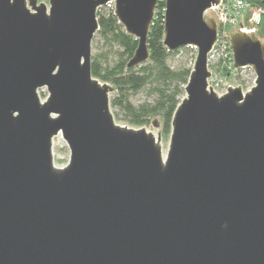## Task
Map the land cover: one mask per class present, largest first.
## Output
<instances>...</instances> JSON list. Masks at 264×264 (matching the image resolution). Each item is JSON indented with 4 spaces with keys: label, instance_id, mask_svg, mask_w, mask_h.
Wrapping results in <instances>:
<instances>
[{
    "label": "water",
    "instance_id": "95a60500",
    "mask_svg": "<svg viewBox=\"0 0 264 264\" xmlns=\"http://www.w3.org/2000/svg\"><path fill=\"white\" fill-rule=\"evenodd\" d=\"M109 1L0 0V264H264V37L230 31L253 86L218 95L220 0H165L164 46L197 52L163 152L158 121L156 134L117 123L115 87L91 73ZM112 1L137 39L132 68L149 58L157 0Z\"/></svg>",
    "mask_w": 264,
    "mask_h": 264
},
{
    "label": "trees",
    "instance_id": "16d2710c",
    "mask_svg": "<svg viewBox=\"0 0 264 264\" xmlns=\"http://www.w3.org/2000/svg\"><path fill=\"white\" fill-rule=\"evenodd\" d=\"M245 1L255 7H264V0ZM164 9L165 0H157L147 38L149 58L132 68L127 67V63L135 52L137 39L124 30L112 9H100L97 12L99 29L92 39L95 52L91 53L90 66L94 77L115 87L110 106L117 110L116 115L121 114V118L134 127H148L157 120L165 138L170 135L172 115L184 94L191 67L187 62L177 67L169 64L179 49L188 48L169 51L164 46ZM256 34L264 37V15ZM139 93L144 98L134 103L132 96Z\"/></svg>",
    "mask_w": 264,
    "mask_h": 264
},
{
    "label": "built area",
    "instance_id": "2783aa9c",
    "mask_svg": "<svg viewBox=\"0 0 264 264\" xmlns=\"http://www.w3.org/2000/svg\"><path fill=\"white\" fill-rule=\"evenodd\" d=\"M110 8L114 10V1H109L100 9ZM214 12L218 33L215 43L208 53V68L210 70L209 84L212 89L222 95L223 90L230 86L240 85L242 89L248 90L253 86V69L249 66L235 67L233 55L229 46V33L238 30L256 34L258 26L264 15V7H255L245 0H220L218 4L210 9ZM241 22V24H239ZM191 49L190 67L193 66L196 56V48L184 46ZM182 49L177 52L179 55ZM194 56V57H193Z\"/></svg>",
    "mask_w": 264,
    "mask_h": 264
},
{
    "label": "rangeland",
    "instance_id": "374dc122",
    "mask_svg": "<svg viewBox=\"0 0 264 264\" xmlns=\"http://www.w3.org/2000/svg\"><path fill=\"white\" fill-rule=\"evenodd\" d=\"M39 1L47 2V0H39ZM208 11L210 13H213V16L215 18L214 12H212V10L211 11L208 10ZM217 33H218V31H217ZM255 35H258V34H255ZM94 52H95V49L92 47V44H91V53L93 54ZM191 55H192V53H191L190 48H188V49H182V51H181V53L179 55H175L174 58H172V59L170 58L169 64L171 66H173V67H177V65H179L180 63H186L187 62V65L189 66L190 65V61H191V59H190ZM41 93H43V95L46 94V90L45 89L40 90V95H41ZM113 93L110 94V99H111ZM44 96H42V97H44ZM143 98H144V95L142 93H139V94H136V95H133L132 96V101L134 103H138L141 100H143ZM111 111H112V113L114 115V118H115V121L117 123H120V124L126 123L121 118V114H117L116 115V112H117L116 109L111 108ZM132 127H134V126H132ZM151 127H152V129H150V126H148L146 128L149 129V130H151V131H153L155 134L159 131V129H158L157 126L151 125ZM161 137H162L163 152H165L166 151V148H167V145H168L169 136L164 138L161 135ZM68 155H69V150H68V148L66 146L65 141L61 138L60 135L59 136H56L55 139H54V143H53V156H54L55 164H57L58 166L65 164L66 161H67Z\"/></svg>",
    "mask_w": 264,
    "mask_h": 264
}]
</instances>
